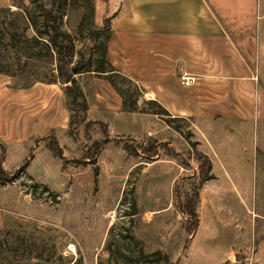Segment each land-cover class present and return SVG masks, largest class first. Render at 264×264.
Here are the masks:
<instances>
[{
    "label": "rangeland",
    "instance_id": "374dc122",
    "mask_svg": "<svg viewBox=\"0 0 264 264\" xmlns=\"http://www.w3.org/2000/svg\"><path fill=\"white\" fill-rule=\"evenodd\" d=\"M41 1L0 0V21L16 49L0 45L7 71L0 84L64 81L56 78L58 56L41 44L45 36L30 44L32 29L20 17H36ZM69 1L83 19L76 25L75 11L72 25L62 27L74 43L62 64L74 83L63 87L77 96L74 103L66 97V128L33 130L46 121L35 117L47 107L42 101L0 107L7 177L0 180V264H264V17L252 118L170 117L107 57L104 20L111 27L106 15L116 2ZM21 45L41 50L24 72ZM101 65L107 75L93 71ZM84 69L90 73H77ZM123 97L137 98L130 111L122 109Z\"/></svg>",
    "mask_w": 264,
    "mask_h": 264
},
{
    "label": "crops",
    "instance_id": "0c3cea01",
    "mask_svg": "<svg viewBox=\"0 0 264 264\" xmlns=\"http://www.w3.org/2000/svg\"><path fill=\"white\" fill-rule=\"evenodd\" d=\"M113 1L107 57L170 117L252 118L260 0ZM183 75L195 77L192 85L181 83ZM41 101L47 107L35 117L46 121L33 130L65 129L67 100L58 83L0 84V107Z\"/></svg>",
    "mask_w": 264,
    "mask_h": 264
},
{
    "label": "trees",
    "instance_id": "16d2710c",
    "mask_svg": "<svg viewBox=\"0 0 264 264\" xmlns=\"http://www.w3.org/2000/svg\"><path fill=\"white\" fill-rule=\"evenodd\" d=\"M32 2L35 4L36 0H32ZM36 9L38 10V14L34 18L30 17V15H28L27 13H23L22 16L20 15V17L24 19L23 21L26 22L28 27L31 28L33 32L30 39L27 41H29L30 44L32 42L35 44L39 42L38 38L40 37V34H43L45 36L41 44L46 49V54L48 56L52 57L54 54L58 56L61 66L59 65L57 69L58 74L56 78L64 80L63 82H60L59 80L50 79V81H48L47 83H59L61 86V89L63 90L65 94V97H70L71 102L74 103L75 97L77 96L71 95L68 92L69 90L68 87L72 86V84L74 83V79L72 77L74 72L71 69L69 71L67 70L64 71V65H62L63 63L68 62L66 61V58L68 56H71V53L74 50V43L69 33H65L62 30V27L64 24H66L68 27L72 25L71 24L72 13L75 11H78L79 13V17L77 18L76 25H80L83 19L82 14H81V9L79 8L77 4H73L69 0H42L36 6ZM5 11L9 13H12V12L17 13V11H9V8H6ZM104 22H105L106 29L107 30L109 29V32H110L109 19L108 18L105 19ZM98 33H99L98 27H94L89 32L88 38L94 42L97 39ZM110 34L111 32L109 33L108 40L110 39ZM5 35H8L10 37L7 40H5L4 39ZM59 37H62L64 41H60ZM62 42H64V44H62ZM0 45L3 48V50L6 51L7 53H10V51L16 52V49L14 47L13 34L9 33L3 21H0ZM20 48H23V51H22L24 53L23 56L25 57V60L27 61V62L23 61L21 66L19 67L20 71L24 72L26 68L28 67L27 65H28L29 60L40 58L41 50L36 49L35 47H32V49H29V47L27 49H24L23 45H21ZM63 49H64V53H62L61 51ZM104 58H105L104 61L108 63L106 60V55H104ZM93 71L95 72V74H100V73H106L105 75L108 74V70H105L102 65ZM6 72L7 71L3 69L2 65L0 64V74H7ZM78 72H84V74L90 73L89 69H84L83 71H77V73ZM107 79L109 78L107 77ZM129 81L130 83L134 84V82L131 81L130 79ZM32 84L33 82H27L18 87L26 88V87L31 86ZM63 84H65V86H68V87L64 89ZM13 87H17V86H13ZM136 99L137 98H134V100H130L129 98L127 99L123 97L122 109L124 111H130ZM79 105L83 107L84 103L81 101ZM67 108L68 110L70 109L68 103H67ZM70 124H71V121L68 122V127L70 126ZM105 142H106V138H104L102 142L100 143L104 144ZM124 149L130 151L131 147L124 145ZM6 179H7L6 172L0 166V180H6ZM189 214L190 213H188V215Z\"/></svg>",
    "mask_w": 264,
    "mask_h": 264
},
{
    "label": "built area",
    "instance_id": "2783aa9c",
    "mask_svg": "<svg viewBox=\"0 0 264 264\" xmlns=\"http://www.w3.org/2000/svg\"><path fill=\"white\" fill-rule=\"evenodd\" d=\"M195 80L194 76L190 75H183L181 76V83L185 86L192 85L193 81Z\"/></svg>",
    "mask_w": 264,
    "mask_h": 264
}]
</instances>
